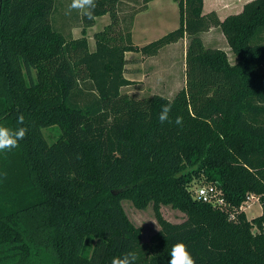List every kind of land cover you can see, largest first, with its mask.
I'll use <instances>...</instances> for the list:
<instances>
[{
	"label": "trees",
	"instance_id": "obj_1",
	"mask_svg": "<svg viewBox=\"0 0 264 264\" xmlns=\"http://www.w3.org/2000/svg\"><path fill=\"white\" fill-rule=\"evenodd\" d=\"M149 1L123 15V0H96L89 19L67 1L0 0V125L27 128L18 148L0 152V264H111L128 252L136 264H168L177 242L196 264H264V0L224 18L204 0H175L179 26L137 46L134 14ZM104 14L111 22L91 51L87 29ZM56 16L81 23L82 35ZM212 27L236 65L205 44ZM186 36L185 85L173 98L122 91L133 83L127 51L153 56ZM169 103L182 125L160 122ZM55 124L62 135L50 144L42 129ZM194 182L213 188L207 201ZM250 195L263 208L251 219L242 208ZM124 198L154 201L160 228L149 241ZM164 201L186 218L167 219Z\"/></svg>",
	"mask_w": 264,
	"mask_h": 264
},
{
	"label": "crops",
	"instance_id": "obj_2",
	"mask_svg": "<svg viewBox=\"0 0 264 264\" xmlns=\"http://www.w3.org/2000/svg\"><path fill=\"white\" fill-rule=\"evenodd\" d=\"M137 1L142 2V0H137ZM246 1L248 0H244L242 3H241V0H204V11L208 12L210 10H216L219 13L220 17L224 18L227 14L231 12L240 11L243 4ZM133 4H134L133 0H123L122 5H121V8L123 9V11H121V13L123 14L124 11L128 12V9H131ZM234 8L236 9L234 10ZM172 19H175V20L172 21ZM168 20L172 22L171 24H169L170 26L168 29L173 28V27H175L174 29H176L179 26L180 8L178 5V2H176L175 0H150L147 3V7L145 9L139 12H136V14H134L133 23L131 26L132 40L134 44L137 46H143L147 44L148 42L155 40L161 37L162 35L168 33L166 32L162 35L158 33L160 30H162V28L165 25H167ZM55 22L60 26H64V28L62 29L64 31L69 30L74 37H79L82 35V25L79 22H76V24H73V21L71 19L64 18L62 16H59V17L56 16ZM110 22H111L110 14H104L101 16H97L95 19L94 25L90 26L87 29V37H88L89 47L91 51L95 50L96 48L94 34L97 31L102 30ZM214 28H217V27H212L208 31ZM208 31H205L201 34L202 38H203L204 33H207ZM153 37H156V38H153ZM188 39H189L188 36H186L177 42L168 44L164 46L163 48H161L160 51L156 55H153V56H147L143 54L141 51H135V50L127 51L126 52L127 64H126L125 76L129 78L130 80H132L133 83L128 86L123 87L122 91L126 92L124 91V88L126 87H136V88L146 87V84L150 81V79L160 78L163 75H165L167 72H168L167 74L173 75L174 71H171V69L163 70L162 62L159 61V59L155 61V59L159 58V56H161V54L164 51L178 46L181 41L186 42V48H187ZM184 85L185 83L183 84V86ZM183 86L181 88H183ZM139 88L137 89V92L141 91L139 90ZM181 88H178L172 97H168L162 91H155V92L153 91L152 93L137 96V98L152 95L155 93L164 95L168 98H173L175 94Z\"/></svg>",
	"mask_w": 264,
	"mask_h": 264
},
{
	"label": "rangeland",
	"instance_id": "obj_3",
	"mask_svg": "<svg viewBox=\"0 0 264 264\" xmlns=\"http://www.w3.org/2000/svg\"><path fill=\"white\" fill-rule=\"evenodd\" d=\"M67 1L71 3V0H59L57 2L56 0V6H60L61 2ZM133 8L128 9L127 11H124L123 15L127 14H133L142 4V2H138L137 0H133ZM244 0H241V3ZM240 3V1H239ZM64 6L60 8V12L64 10ZM236 8H234L235 10ZM175 19H172L174 21ZM172 22L170 20L167 21V25H165L162 30H160L158 33L161 35L169 32L170 30L174 29L169 28V24ZM99 24V22H98ZM159 34V36H160ZM156 38V37H153ZM205 44L212 47H217L222 49L228 54V57L230 59V62L232 65H236L239 61L238 55L234 52L232 49L226 35L222 31L220 27L211 29L207 33H204L203 35ZM189 42V39H188ZM186 42L181 41L178 46L173 47L171 49H168L164 51L159 58L155 59L157 61L162 62V69H171V71H174L173 75L165 74L160 78H152L150 81L146 84V87H126L124 88V91L129 93L132 97L141 96L144 94L152 93L153 91H162L164 92L168 97H172L175 91L178 88H181L183 84L185 83V67H186ZM166 67V68H165ZM170 72V71H169ZM139 88V92H137V89ZM43 134L48 141V143H54L56 142L62 135V129L59 125H50L46 126L43 129ZM198 182H194L192 184V188L198 189L200 184H197ZM122 206L124 208L125 213L127 214L128 218L131 220V222L141 228L142 237L145 241H149L152 235L159 230L160 224L156 218L155 214V208H154V201L150 200L145 205L138 204L134 199L131 198H124L122 199ZM244 210L246 211V214L249 219L258 216L262 212V205L260 201L257 198H253L250 200L249 205L244 204ZM161 211L164 214V216L173 221V222H179L186 218L183 211H181L179 208L175 207L171 202H161L160 203Z\"/></svg>",
	"mask_w": 264,
	"mask_h": 264
},
{
	"label": "clouds",
	"instance_id": "obj_4",
	"mask_svg": "<svg viewBox=\"0 0 264 264\" xmlns=\"http://www.w3.org/2000/svg\"><path fill=\"white\" fill-rule=\"evenodd\" d=\"M96 8V0H71L68 6V11L76 10L83 12L89 19H93V12ZM171 104H165L162 106L159 120L163 124L165 122L175 123L177 125L183 124V117L177 116L175 121L170 119ZM24 124V116L21 113L17 117V125ZM27 134L26 127L9 128L0 125V152L11 151L19 147V142L25 138ZM138 256L134 252H128L122 256H117L112 259L111 264H136ZM168 264H196L195 259L189 252L187 245L183 242L175 243L170 252Z\"/></svg>",
	"mask_w": 264,
	"mask_h": 264
},
{
	"label": "built area",
	"instance_id": "obj_5",
	"mask_svg": "<svg viewBox=\"0 0 264 264\" xmlns=\"http://www.w3.org/2000/svg\"><path fill=\"white\" fill-rule=\"evenodd\" d=\"M212 190H213V188L200 187L198 189V191H197L198 192V196L199 197H202L205 201H207L208 200V197H209V192H211ZM253 198H257V197H255L254 195H250L248 197V199L244 202V204L247 203V205H249L250 200L253 199ZM217 202L219 204H223L224 203V199L222 197H218L217 198ZM243 205H242V208L244 209V206Z\"/></svg>",
	"mask_w": 264,
	"mask_h": 264
}]
</instances>
